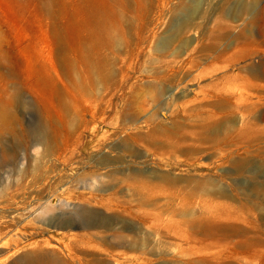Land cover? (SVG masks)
Listing matches in <instances>:
<instances>
[{"label": "bare ground", "instance_id": "obj_1", "mask_svg": "<svg viewBox=\"0 0 264 264\" xmlns=\"http://www.w3.org/2000/svg\"><path fill=\"white\" fill-rule=\"evenodd\" d=\"M228 1H194L185 17L157 45L155 53L161 65L155 72L145 73L151 80L142 90L151 93L152 102L159 105L140 122L148 126V132L137 135L134 140L158 154H179L189 160L205 152L214 153L220 159L240 151V155L227 159V164L233 174L251 175L252 183L246 187L235 184L234 193H228L209 177L175 178L154 171L122 170L107 158L94 161L93 168L104 173L99 175L101 179L95 171L83 175L89 183L81 188L87 190L89 199L81 194L66 200L47 195L41 213L43 219L38 221L43 225L44 218L69 215L67 225L60 226L65 231L73 222H79L80 232L69 239L79 258L78 264H117L115 258L125 254H137L140 259L149 261L167 258L170 261L167 264H255L256 261L264 264V181L259 178V174L264 173V61L258 68L250 63L237 66L252 55L264 56V6L238 30L235 48L229 51L230 48L222 46L233 24L224 18L241 21L253 11L258 0L240 1L227 9ZM57 2L45 0L40 11L51 19L59 16L64 19L62 25L54 23L51 29L62 68L71 72L81 66V72L94 81V85H111L114 81L108 61L98 60L96 56L102 49L120 44L118 28L123 17L118 8L123 5L122 1L60 0L62 8L55 9ZM252 26L261 30L256 39L245 36ZM191 33L193 38L188 37ZM195 35L204 41H198L191 50ZM179 49L180 52L188 49L180 64L176 56ZM172 55L175 58L169 61ZM210 55L211 59L198 71L199 76H215L210 82L193 95L181 91L174 95L170 91V95L159 102L166 94L165 84L170 85L174 80L176 71L172 69L175 66L193 68L203 62V56ZM131 94L134 96L125 101L121 112L128 123L137 122L139 116L130 103L138 92L133 88ZM159 107L166 108L167 114L157 115ZM6 117L0 114L1 124ZM165 118L170 122L163 121ZM78 123L76 131L83 125ZM31 134L30 148L41 146L43 153L39 157L24 156L21 160L33 162L31 183L37 187L44 180L43 175H37L41 160L53 156L62 147L48 134H33V131ZM255 158L260 160L258 165H254ZM7 159L13 161V156L0 155V165ZM22 162L16 185L28 179V170L25 171ZM92 202L123 209L127 216L139 220L142 228L126 230L106 219L108 217L78 208ZM84 218L90 221L86 223ZM1 226L0 235L9 228V225ZM29 227L27 223L21 229ZM24 240L20 230L11 237L17 245ZM44 243L48 241L26 243V251L11 264H66L67 259L70 260L69 254L49 251Z\"/></svg>", "mask_w": 264, "mask_h": 264}, {"label": "rangeland", "instance_id": "obj_2", "mask_svg": "<svg viewBox=\"0 0 264 264\" xmlns=\"http://www.w3.org/2000/svg\"><path fill=\"white\" fill-rule=\"evenodd\" d=\"M44 1L0 0V114L7 115L4 123H0V155L13 156V161L2 160L0 165V226L9 225L8 230L0 235V264L13 263L26 251L24 245L35 241H48V244L44 245L49 251L60 252L65 256L69 254L70 260L67 259L66 264L79 263L75 249L69 242L72 235L80 232L79 222H73L68 226V231H65L61 230L60 226L67 225L69 215L63 218H44L46 220L43 225L38 221L43 219L41 213L47 195L58 196L64 200L78 194L88 198L87 190L81 187L89 183V179L83 175L95 171L94 174L101 179L99 175L104 171L93 168V162L101 158L113 161V164L122 170L154 171L175 178L209 177L217 181L218 186L228 193H234L235 184L246 187L252 183L251 175L233 174L227 164V159L236 154L240 155V151L220 159L214 153L205 152L189 160L179 154H158L134 140L137 135L148 132V126L140 122L154 113L159 105L152 102L151 93L142 90L143 85L151 80L145 75L155 72L160 67L159 64L161 65L155 49L185 17V13L196 0H121L123 5L118 8L123 17V22L118 28L120 44L102 49L100 55L96 56L98 60L105 58L108 61L110 72L113 74L114 82L103 86L94 85V81L91 82L81 72V66L71 72L62 68L51 29L54 23L62 25L64 19L60 16L51 19L41 12L40 6ZM240 1L251 2L229 0L227 9ZM263 6L264 0H258L253 11L241 21H237L238 23L225 17L227 23L233 24V29L222 47L230 48L229 51L234 49L238 30ZM60 7L62 8V4L58 0L55 9ZM214 19L208 28H213ZM260 32L257 26H252L245 32V36L256 39ZM188 37L194 36L191 33ZM194 39L189 48L191 50L196 47L198 41H204L197 35ZM187 50L181 49L180 52L179 49L176 54L178 64L187 56ZM211 57L212 55L203 56V62L193 68L188 65L175 66L172 69L176 71L173 72V84H165L166 94L159 102H163L170 95V91L174 95H179L180 91L193 95L203 84L210 82L215 76H199L198 71ZM174 58L175 55H172L168 60L172 61ZM263 61L264 56L257 54L239 62L237 66L250 63L258 68ZM133 88L138 95L131 99L130 103L139 116L137 122L128 123L121 116V112L125 101L134 96L131 94ZM175 109L181 112L177 106ZM165 110L166 108L159 107L156 113L166 115ZM163 121L170 122L168 118ZM78 122L83 125L76 131ZM31 131L33 134H48L62 147V150L54 152L53 156L41 160L37 175H43L44 180L37 187L31 183L34 177L30 169L33 162L21 160L24 156L39 157L43 153L41 146L30 148L33 138ZM253 161L254 165H258L260 160L255 158ZM21 162L25 171L28 170V179L22 185H16V179L19 178L17 173L21 172ZM225 173L228 174L227 177ZM259 178L264 181L263 172L259 174ZM78 208L108 217L106 219L126 230L142 228L139 220L127 216L121 208L104 207L93 202L88 206L87 203L81 204ZM84 221L88 223L90 219L84 218ZM27 223L30 227L21 229ZM17 230L23 233L25 239L18 245L11 241ZM115 261L117 264L170 262L164 258L150 260L151 263L149 260L140 259L137 254L121 255L115 258ZM257 263L258 261L255 264Z\"/></svg>", "mask_w": 264, "mask_h": 264}]
</instances>
